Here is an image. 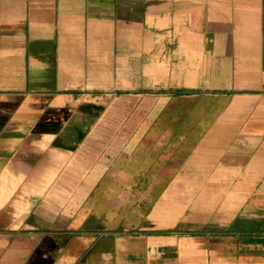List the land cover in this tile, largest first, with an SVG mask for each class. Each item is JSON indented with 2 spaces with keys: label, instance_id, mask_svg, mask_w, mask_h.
Instances as JSON below:
<instances>
[{
  "label": "crops",
  "instance_id": "crops-1",
  "mask_svg": "<svg viewBox=\"0 0 264 264\" xmlns=\"http://www.w3.org/2000/svg\"><path fill=\"white\" fill-rule=\"evenodd\" d=\"M0 264H264V0H0Z\"/></svg>",
  "mask_w": 264,
  "mask_h": 264
},
{
  "label": "rangeland",
  "instance_id": "rangeland-1",
  "mask_svg": "<svg viewBox=\"0 0 264 264\" xmlns=\"http://www.w3.org/2000/svg\"><path fill=\"white\" fill-rule=\"evenodd\" d=\"M130 118L131 119L134 118V113L132 114V116ZM142 118L144 120H147V119L149 120V119L152 118V116H150V113L144 112L143 115H142ZM158 118H159V120L166 121L167 115H166L165 112H163V113L161 112V113H159V117ZM158 130H159V133L162 134V133H166L167 130H173V129H171V128L168 129L167 127H165V124L163 125V123H162V124H160V127H159ZM174 130L177 131V129H174ZM140 194L141 195L143 194L144 197L146 195V193H137V195H136L137 201L139 200ZM178 217H180V219H182L181 215H179L178 211H176L175 212V219L178 218ZM165 219H163V220H165ZM169 225H172L170 228L173 229V230H184L183 227H185V229H189V230H191V232H193V231L202 232V231H208V229H210L209 225H207V224H200V223L187 224V223H182V222L175 223L174 225L171 224V223L168 224L167 222H160L159 224L156 225V227L166 228ZM157 229H159V228H157ZM156 231H159V230H156Z\"/></svg>",
  "mask_w": 264,
  "mask_h": 264
}]
</instances>
